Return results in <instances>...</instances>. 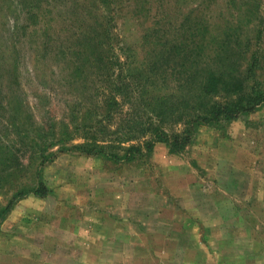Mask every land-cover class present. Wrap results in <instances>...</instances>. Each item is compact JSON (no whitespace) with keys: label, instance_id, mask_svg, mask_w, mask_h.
I'll return each instance as SVG.
<instances>
[{"label":"rangeland","instance_id":"obj_1","mask_svg":"<svg viewBox=\"0 0 264 264\" xmlns=\"http://www.w3.org/2000/svg\"><path fill=\"white\" fill-rule=\"evenodd\" d=\"M221 42L264 46V0H0L4 145L19 137L2 103L18 105L27 129L54 124L60 139L65 126L71 138L41 169L47 195L16 200L0 221V264H264V105L198 126L178 153L159 142L115 164L60 151L82 141L75 127L100 105L99 50L114 78L154 48L170 62L208 60ZM31 173L15 177L29 184Z\"/></svg>","mask_w":264,"mask_h":264},{"label":"trees","instance_id":"obj_2","mask_svg":"<svg viewBox=\"0 0 264 264\" xmlns=\"http://www.w3.org/2000/svg\"><path fill=\"white\" fill-rule=\"evenodd\" d=\"M38 5L39 2H34L30 7L36 9ZM29 11L25 13L30 14ZM239 24L240 20L236 30ZM101 34L106 37L107 28ZM100 44L102 49L109 48ZM259 44L221 42L212 59L184 58L175 62L164 58L165 52L157 47L149 60L132 58L124 62L125 74L121 70L114 78L108 72L109 57L102 59L103 52L99 50L94 64L101 69L99 77L103 82L98 86L96 105L100 103L102 109L96 106V110H87L75 127L82 141L67 148L61 146L60 151L74 150L115 164L141 158L159 142L167 145L168 153L181 152L198 126H219L264 105V82L260 74L264 70V46ZM250 47L252 52L248 54ZM168 69L170 73H164ZM3 105L1 109L9 116H6L7 126L19 138L17 145H4L8 140L0 136V188L8 183L7 189L13 191L7 204L0 207V221L16 200L29 194L47 195L41 169L54 158L56 152L51 149L71 139L65 126L60 139L55 137L54 124L45 130L40 126L27 129L13 118L18 105L8 110ZM178 124H182L181 130L170 129ZM25 157L28 163L23 167L18 159ZM26 169L31 170L32 177L29 184H21L15 176L19 177Z\"/></svg>","mask_w":264,"mask_h":264}]
</instances>
